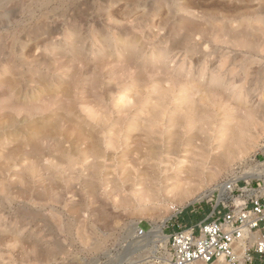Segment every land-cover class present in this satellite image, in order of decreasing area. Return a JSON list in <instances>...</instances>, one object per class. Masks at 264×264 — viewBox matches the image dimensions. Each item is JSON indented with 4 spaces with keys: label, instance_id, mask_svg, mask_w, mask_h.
<instances>
[{
    "label": "rangeland",
    "instance_id": "1",
    "mask_svg": "<svg viewBox=\"0 0 264 264\" xmlns=\"http://www.w3.org/2000/svg\"><path fill=\"white\" fill-rule=\"evenodd\" d=\"M208 15L226 18L230 28L236 29L241 18L249 22L264 15V0H0V123L4 127L0 128V264H166L167 258L172 260L171 234L187 221L177 219L176 214L168 220L162 229L167 242L149 235L153 227L160 225L172 209L196 223L221 203L227 189L221 198L215 190L189 205L174 196L163 203L147 199L140 204L130 196L133 200L122 203L120 194H108L114 187L111 182L91 192L93 168L89 166L94 159L80 157L76 132L67 136L48 132L43 141L37 133L41 115L56 110L51 97L69 101L64 92L67 88L73 92L70 102L75 104L74 111L90 124L88 129L98 124L90 113L95 119H106L105 126L139 109L142 117L147 116V110L159 102L154 92L158 85L174 88L166 110L170 113L178 105V86L162 69L141 63L142 57L160 58L159 50L167 51L172 72L181 69V74L193 75L203 71L206 79L223 74L231 89L220 90L214 100H209L219 118L224 114L221 104L233 105L238 115L244 113L233 97L236 93L248 97L249 106L261 109L259 120L264 124V79L258 77L259 71L264 72V52L251 54L228 42V36L215 41V31L206 24ZM195 23L201 27L193 29L191 24ZM72 29L76 33L68 37ZM203 30L208 33L203 35ZM107 32L120 46L117 51L102 44ZM188 33L192 35L186 39ZM127 40L140 49V58L125 56ZM250 55L254 59L246 65V76L242 61ZM13 88L19 111L6 100ZM81 93L88 107L80 104ZM118 96L122 100L115 105ZM39 102L46 109L30 114L28 109ZM85 108L95 110V115L89 111L85 114ZM128 108L130 112H125ZM62 111L56 110L59 114ZM261 130L245 158L232 162L214 179H207L195 195L215 187L233 168L244 172L246 165L257 163L264 168ZM26 135L38 141L41 137L42 147L47 146L39 159L29 147L18 148ZM60 144L65 151L59 150ZM82 144L81 149L86 146ZM7 148H18V152L9 154ZM102 160L106 165L102 168L104 177L112 178L108 171H118L111 161ZM30 164H35L36 170L26 171ZM116 177L122 180L124 176ZM44 187H50L48 195L41 194ZM80 226L83 230L79 232ZM96 242H101L100 248L94 247ZM54 244L59 248L47 257Z\"/></svg>",
    "mask_w": 264,
    "mask_h": 264
},
{
    "label": "bare ground",
    "instance_id": "2",
    "mask_svg": "<svg viewBox=\"0 0 264 264\" xmlns=\"http://www.w3.org/2000/svg\"><path fill=\"white\" fill-rule=\"evenodd\" d=\"M180 8H182V6ZM186 8L187 6H185V9ZM185 9L183 8L182 10L185 11ZM189 9L190 8H187V10ZM208 10L210 11V9ZM195 17H198V14ZM205 20L207 22L206 24L210 26V29L215 31L213 35L215 41H224V38L228 36V42L232 43L234 46L246 49L251 54L264 52V41L261 43L264 39V15L255 16L249 22L243 17L240 20L239 27L236 29L230 28L226 18L208 15ZM195 24L196 25L191 24L194 26L193 29H199V27H201L200 24ZM203 24L205 25V23ZM203 24L201 25L203 26ZM189 29L190 27L188 28L190 32ZM188 31L186 30L183 34ZM75 33L76 30L72 29L68 33V37L75 35ZM201 33L205 35L208 32L203 30ZM191 35L192 33H188L186 39H189ZM105 36L102 44H106L111 47L112 50L117 51L120 46L112 42L111 33L107 32ZM125 44L128 46L125 56L131 58L130 60L141 55L140 49H138L131 40H127ZM159 54L160 58L157 59L142 57L141 63L145 67H158L162 69L165 72V76L166 74L170 75L168 80H170V82L173 81L174 85L178 86V93L175 97L178 105H175L170 113H167L166 110L168 107L167 105L170 103L168 100L171 99L174 88H165L158 85L154 92L157 93L159 102L156 106L147 110V116L142 117V109H139V111L132 115L130 113L126 118L123 117L119 119L116 117L109 126H105L106 119L103 117H97L95 119L96 116H92L89 112L95 115L96 111H90L88 108V112L87 108H85L86 110L84 111H87V113H84L89 114L98 123L97 126L95 125L92 129H88L89 123L82 120L83 117L74 111L75 104L70 102L72 101L71 97L73 96V92L70 88H67L64 90L65 96L69 100L67 102L60 101L56 95L50 96L51 102L57 104L55 109L63 110L62 113L59 114L56 110H52L47 114L41 115L39 127L37 128L39 132L37 133L41 135L42 141L48 132L51 134H66V136L68 134L71 135L72 132H76V147L80 157L86 156L87 158V156H92L94 159L89 166L93 168V173L91 175L92 181L89 185V189L91 192H95L101 185L103 186L111 182L114 187H112V192L109 191L110 193L108 194H120L122 203H128L133 200L130 196H134L139 204L147 199L156 203H163L167 202L169 197L174 196L179 202H186V204L189 205L199 199L209 197L214 194L215 190L219 191V198H221L224 191L229 187L232 188V184L239 178L250 181L256 176L264 175L262 164L257 163L256 166L253 167L246 165L244 172L242 171L234 180L227 183L220 182L209 191L200 192L201 194L199 193L198 195L197 193V195H195L207 179H214L223 170H226L232 162L245 158L249 153L257 140L258 133H260L261 129V131L264 130V124L259 120V112L261 109L249 106L248 97H241L239 94L235 93L233 97L240 103L241 110H244V113L238 115L233 105L225 106L226 104H221L224 106V114L219 118L214 110H212V102L210 103L209 100H214L215 95H217L220 90L228 91L231 89V86L228 84L223 74L217 76L212 74L206 79V73L203 71L198 74L183 75L180 73V69L175 73L170 71L168 67L169 56L167 51L159 50ZM118 55L120 54L118 53ZM240 59L242 58H239V60ZM252 59L254 58L250 55L242 61L244 66L243 69L244 71L247 70V73L248 69H246V65L248 66ZM246 76H248V74ZM258 77L259 79H264V72L259 71ZM6 83V81H3V84ZM56 84L59 87L62 86V83L57 82ZM15 95L16 91L13 88L9 92L6 100L9 104L11 102V106L14 110L19 111L21 108L14 103L18 99L13 101V98L16 97ZM196 96L198 97L196 98ZM79 97H81L78 98L80 99V104L88 107L83 100L84 97H82V93ZM120 100L122 99L118 96L115 105H118ZM203 100L207 101L204 105L200 103ZM44 108L45 107L40 103L32 107V109H28V112L33 114L46 109ZM125 110V112H130V108ZM164 115H166L165 118ZM54 121H58V123L55 124ZM0 128H4L1 123ZM41 137L40 141L37 139L36 141L31 136L26 135L18 148L27 146L29 147V152L37 156L40 152L47 150V146L45 148L42 147L44 142L41 143ZM82 143H85L86 146L81 149L79 145ZM49 147L48 145V148ZM18 148L14 150L7 149L9 150V154H11L14 151L18 152ZM58 148L60 151L64 149L62 144H60ZM39 157L40 155L37 156L36 159H39ZM8 159L10 160L11 156H8ZM102 159L106 160V162L111 161L115 172L118 171L117 173L108 171L107 175H113L112 178L104 177L102 168L106 165ZM35 167V164H30V166L26 167V171L32 172L36 170ZM236 171L237 168H233L231 174ZM119 175L124 176L122 180L116 177ZM52 186L54 185L52 184ZM49 188L50 187H44L41 194L48 195L50 192ZM37 190L41 191L42 189L40 190L39 188ZM54 190L51 189L53 192ZM127 192L131 195L126 194ZM44 197L47 198V196ZM76 207H78V205ZM75 211L77 212V210ZM177 211L178 209L176 208L172 209L168 216L161 221L160 225H153L154 227L149 235L162 238L167 242L168 237L164 236L162 229ZM81 230H83V228L81 229L80 226L79 232ZM82 235L85 236L84 233H82ZM84 236L82 238H84ZM85 239L87 241V238ZM94 247L100 248L101 242L94 243ZM57 248H59L57 244H54L52 248L46 252V256L49 257L54 254ZM166 264H172L170 258H167ZM214 264H226V262L221 258Z\"/></svg>",
    "mask_w": 264,
    "mask_h": 264
},
{
    "label": "built area",
    "instance_id": "3",
    "mask_svg": "<svg viewBox=\"0 0 264 264\" xmlns=\"http://www.w3.org/2000/svg\"><path fill=\"white\" fill-rule=\"evenodd\" d=\"M241 172L237 168L222 183ZM232 186L206 219L178 224L171 234L172 264H214L221 258L227 264L264 263V175L239 178Z\"/></svg>",
    "mask_w": 264,
    "mask_h": 264
},
{
    "label": "crops",
    "instance_id": "4",
    "mask_svg": "<svg viewBox=\"0 0 264 264\" xmlns=\"http://www.w3.org/2000/svg\"><path fill=\"white\" fill-rule=\"evenodd\" d=\"M181 218V220L182 221H187L185 224H187V225H191V224H193V220H192V218L191 217H187L186 215L185 216H183V215H181V214H179L178 216H177V219H180Z\"/></svg>",
    "mask_w": 264,
    "mask_h": 264
},
{
    "label": "trees",
    "instance_id": "5",
    "mask_svg": "<svg viewBox=\"0 0 264 264\" xmlns=\"http://www.w3.org/2000/svg\"><path fill=\"white\" fill-rule=\"evenodd\" d=\"M209 211V209H207Z\"/></svg>",
    "mask_w": 264,
    "mask_h": 264
}]
</instances>
